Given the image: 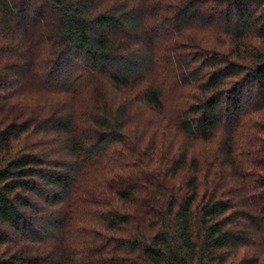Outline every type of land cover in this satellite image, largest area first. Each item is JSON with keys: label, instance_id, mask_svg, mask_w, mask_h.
Returning a JSON list of instances; mask_svg holds the SVG:
<instances>
[{"label": "trees", "instance_id": "1", "mask_svg": "<svg viewBox=\"0 0 264 264\" xmlns=\"http://www.w3.org/2000/svg\"><path fill=\"white\" fill-rule=\"evenodd\" d=\"M0 264H264V0H0Z\"/></svg>", "mask_w": 264, "mask_h": 264}]
</instances>
